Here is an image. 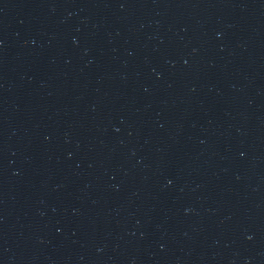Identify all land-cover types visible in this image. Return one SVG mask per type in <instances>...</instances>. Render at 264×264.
<instances>
[{
  "label": "water",
  "instance_id": "1",
  "mask_svg": "<svg viewBox=\"0 0 264 264\" xmlns=\"http://www.w3.org/2000/svg\"><path fill=\"white\" fill-rule=\"evenodd\" d=\"M0 264H264V0H0Z\"/></svg>",
  "mask_w": 264,
  "mask_h": 264
}]
</instances>
